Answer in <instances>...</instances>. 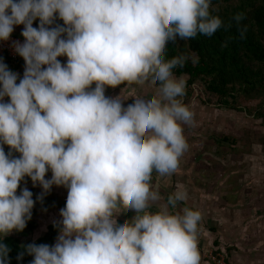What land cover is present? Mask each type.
Instances as JSON below:
<instances>
[{"label":"clouds","instance_id":"obj_1","mask_svg":"<svg viewBox=\"0 0 264 264\" xmlns=\"http://www.w3.org/2000/svg\"><path fill=\"white\" fill-rule=\"evenodd\" d=\"M210 9L211 0H0V42L23 25L12 47L25 62L21 78L0 59V264H10L4 238L32 218L25 178L43 189L41 202L54 185L68 195L56 242L22 245L18 260L199 264V212H172L182 191L153 207L162 197L151 180L177 170L194 119L173 71L189 56L165 50L223 27ZM126 209L136 214L117 219Z\"/></svg>","mask_w":264,"mask_h":264},{"label":"trees","instance_id":"obj_2","mask_svg":"<svg viewBox=\"0 0 264 264\" xmlns=\"http://www.w3.org/2000/svg\"><path fill=\"white\" fill-rule=\"evenodd\" d=\"M210 11L222 19L223 27L212 37L202 34L187 40L178 37L176 41L168 43L165 59L188 55L189 59L183 67L173 70L177 77L186 79L187 88L198 86L208 96L207 103L214 101L216 109L245 112L255 120H261L264 126V0H211ZM236 15L242 16L239 24L233 19ZM38 23L35 22L33 26L37 27ZM0 59L16 73L25 68L24 61L11 60L6 56H0ZM240 102H257V105L245 109L239 107ZM8 151L5 145V152ZM51 175L49 171L46 178H51ZM25 181L20 188L27 187L36 202L25 229L22 232L13 231L4 238L3 242L11 249L10 264H31L33 257L27 253L22 260L17 259L23 251L22 245L54 244L58 236L55 226L49 227L43 236L33 238L39 231L36 219L40 214L66 204L65 199L52 189L42 202L37 200L43 189L39 185L34 187L29 178H25ZM19 192L20 189L17 194ZM214 246L218 247L217 241H214ZM215 251L221 252L218 249Z\"/></svg>","mask_w":264,"mask_h":264},{"label":"crops","instance_id":"obj_3","mask_svg":"<svg viewBox=\"0 0 264 264\" xmlns=\"http://www.w3.org/2000/svg\"><path fill=\"white\" fill-rule=\"evenodd\" d=\"M22 30L23 25L16 26L13 33L21 36ZM58 59L64 63L67 62L66 57ZM23 73L24 68L18 72L21 78ZM92 87L94 88L95 84ZM121 87L124 86L122 85ZM146 90L149 92L154 91L151 87ZM119 93V87L114 89L106 88L105 92L106 96L110 97L117 96ZM183 128H186V125H183ZM187 134H184V136ZM189 135L187 136L191 139V134ZM187 136H185L186 140ZM197 138H192V141ZM187 144L190 147L191 141ZM191 145L195 146L194 143ZM192 146L186 148L179 157L178 168L175 172L169 175H160L154 170L151 184L160 193L163 201H167L168 197L176 191H182L186 194V199L177 202L176 207L171 209L173 213L185 207L199 212L200 219L196 231L197 250L200 255L199 264H208L206 261L207 254L216 249L224 253L231 264H264V200L261 202L260 196L252 197L254 198L253 200H256L252 204L255 206H252L251 201L247 203L245 200L246 196L240 193L241 189H229V183L226 179L217 182L214 185L216 187L208 186V188L206 187L207 185L200 187L195 180L200 179L201 181L204 175L200 171L198 175L196 171L191 175L192 171L187 169V160L190 159L189 155L194 152ZM195 177L196 179L194 180ZM52 190L55 194L67 199V188L54 185ZM229 195H234L235 200L230 202ZM65 205L40 214L39 218L36 219L37 224L38 220H40L39 231L38 234L33 235V238L43 236L49 227L54 226L61 220L60 210ZM158 205H153V207ZM150 210L155 211L157 209L152 208ZM135 214L127 209L122 210L117 215V219H131ZM214 241L218 242L217 248L214 246Z\"/></svg>","mask_w":264,"mask_h":264},{"label":"rangeland","instance_id":"obj_4","mask_svg":"<svg viewBox=\"0 0 264 264\" xmlns=\"http://www.w3.org/2000/svg\"><path fill=\"white\" fill-rule=\"evenodd\" d=\"M186 94L182 99L194 113V119L192 125H186L184 134L189 133L192 138L198 137L192 141V138L187 136L189 134L185 135L188 137L187 143L191 141V144H195V146L190 144L194 152L192 156L189 155L187 169L192 171L191 175L194 171L197 175L199 171L204 175L201 181L195 177L196 183L200 187L202 185L216 187L214 185L217 182L226 179L229 189H241L240 193L246 196L247 203L251 201L252 205L256 202L252 198L255 196H260L262 202L264 200V126L261 120H255L245 112L216 109L214 101L211 102L212 104L207 103L208 96L198 86L186 87ZM256 105L257 102H240L239 107L252 109ZM234 198V195H229L230 202L235 200ZM213 252L225 257L222 252Z\"/></svg>","mask_w":264,"mask_h":264},{"label":"built area","instance_id":"obj_5","mask_svg":"<svg viewBox=\"0 0 264 264\" xmlns=\"http://www.w3.org/2000/svg\"><path fill=\"white\" fill-rule=\"evenodd\" d=\"M23 39L24 38L22 36L15 34V33H12L9 41L0 42V56H6L11 60L24 61L22 57L15 54L13 47H12L13 41L23 42ZM62 63H64V62H62ZM66 200L67 199H65V201ZM206 261L208 264H230L223 255L215 254L213 251H211L207 254Z\"/></svg>","mask_w":264,"mask_h":264},{"label":"water","instance_id":"obj_6","mask_svg":"<svg viewBox=\"0 0 264 264\" xmlns=\"http://www.w3.org/2000/svg\"><path fill=\"white\" fill-rule=\"evenodd\" d=\"M166 203V201H159V202H156L154 205H156V204H165ZM128 211H130V212H133V213H135V210H131V209H127Z\"/></svg>","mask_w":264,"mask_h":264}]
</instances>
